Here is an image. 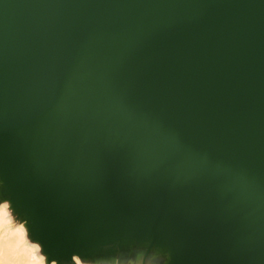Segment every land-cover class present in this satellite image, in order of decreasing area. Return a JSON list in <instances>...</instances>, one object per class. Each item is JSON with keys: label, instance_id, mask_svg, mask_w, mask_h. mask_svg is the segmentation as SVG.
<instances>
[{"label": "water", "instance_id": "obj_1", "mask_svg": "<svg viewBox=\"0 0 264 264\" xmlns=\"http://www.w3.org/2000/svg\"><path fill=\"white\" fill-rule=\"evenodd\" d=\"M0 176L49 261L264 264V0H0Z\"/></svg>", "mask_w": 264, "mask_h": 264}, {"label": "snow or ice", "instance_id": "obj_2", "mask_svg": "<svg viewBox=\"0 0 264 264\" xmlns=\"http://www.w3.org/2000/svg\"><path fill=\"white\" fill-rule=\"evenodd\" d=\"M5 184L2 176H0V199H5ZM9 203H3L0 205V232L3 231L4 227V216L7 210L10 208ZM25 231L24 225H21L17 229L16 234H23ZM2 239V238H0ZM34 248L38 249L39 245H34ZM3 248L0 244V254H2ZM142 254L145 257H150L156 262V264H178L179 261V250L170 244L163 236H161L154 228H149L138 234L137 242L133 245V252L131 254ZM0 264H3L0 261ZM53 264L55 262L53 261Z\"/></svg>", "mask_w": 264, "mask_h": 264}, {"label": "bare ground", "instance_id": "obj_3", "mask_svg": "<svg viewBox=\"0 0 264 264\" xmlns=\"http://www.w3.org/2000/svg\"><path fill=\"white\" fill-rule=\"evenodd\" d=\"M6 203H9L11 206L7 210V213L3 218L4 224H5V221L6 223L7 222L10 223L11 219L8 216V214L11 209L12 210L14 209L10 201ZM22 225H24L25 227V231L23 234H19V235L16 234L17 229H19L20 227L14 228L10 224L7 225L5 228H3V231H2L3 233L0 232V238H2L0 239V244H2V248H3L2 254H0V261H2L3 264H27L29 260L35 258L37 260H42L43 264H53V261H49L48 255L45 254L44 251H43V255L38 254L37 256L35 254L36 252H34L36 248H34L33 246H30L24 241L25 240L24 234L29 233V229H28V224L26 220L24 221ZM38 244L41 246L40 243ZM80 258L85 259L78 255L74 256V261L76 262V264H83L82 261L79 260ZM54 262L55 264H60L57 261H54Z\"/></svg>", "mask_w": 264, "mask_h": 264}, {"label": "rangeland", "instance_id": "obj_4", "mask_svg": "<svg viewBox=\"0 0 264 264\" xmlns=\"http://www.w3.org/2000/svg\"><path fill=\"white\" fill-rule=\"evenodd\" d=\"M8 202V200L6 199H0V205H2L3 203H6ZM8 216L10 217L11 221L10 223H6L5 221V224H4V227L5 228L7 225H11L12 227L14 228H17V227H20L25 219L20 216L14 209L10 210ZM3 233V232H2ZM24 238H25V242L27 244H29L30 246H34V245H39L38 242L34 241L30 234L29 233H25L24 234ZM39 250H36L34 252H36L35 254L38 256V254H41L43 255V248L39 245ZM133 252V248H126V249H123L121 251H118V252H115V253H112V255H115V256H110V258H105L103 259L102 257L100 256H94L90 259H82L80 258L79 260L82 261L83 264H143V256L142 254H131ZM105 255H108V254H102L101 256H105ZM73 264H76V262L74 261ZM146 264H156V262L154 260H152L151 258H149L147 260V263Z\"/></svg>", "mask_w": 264, "mask_h": 264}, {"label": "clouds", "instance_id": "obj_5", "mask_svg": "<svg viewBox=\"0 0 264 264\" xmlns=\"http://www.w3.org/2000/svg\"><path fill=\"white\" fill-rule=\"evenodd\" d=\"M27 264H43V261L42 260H37V259L33 258V259L29 260L27 262Z\"/></svg>", "mask_w": 264, "mask_h": 264}]
</instances>
